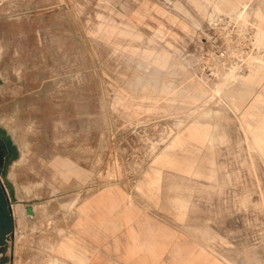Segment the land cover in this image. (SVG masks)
<instances>
[{"label":"rangeland","instance_id":"rangeland-1","mask_svg":"<svg viewBox=\"0 0 264 264\" xmlns=\"http://www.w3.org/2000/svg\"><path fill=\"white\" fill-rule=\"evenodd\" d=\"M0 131V264H70L101 204L264 264V0H0Z\"/></svg>","mask_w":264,"mask_h":264},{"label":"crops","instance_id":"crops-1","mask_svg":"<svg viewBox=\"0 0 264 264\" xmlns=\"http://www.w3.org/2000/svg\"><path fill=\"white\" fill-rule=\"evenodd\" d=\"M82 209L86 211L84 220H71L65 232L69 238L59 243L60 248L64 242L69 244L70 264H173L174 238L171 232L167 236L171 227L158 232L154 223L146 227V223L111 222L109 207L103 204ZM82 209H77V215Z\"/></svg>","mask_w":264,"mask_h":264},{"label":"water","instance_id":"water-1","mask_svg":"<svg viewBox=\"0 0 264 264\" xmlns=\"http://www.w3.org/2000/svg\"><path fill=\"white\" fill-rule=\"evenodd\" d=\"M2 139L5 141L8 140V137L5 133L0 131V167H4L6 169L5 160H6V154H5V144L2 142ZM29 213H33L32 208H28Z\"/></svg>","mask_w":264,"mask_h":264},{"label":"flooded vegetation","instance_id":"flooded-vegetation-1","mask_svg":"<svg viewBox=\"0 0 264 264\" xmlns=\"http://www.w3.org/2000/svg\"><path fill=\"white\" fill-rule=\"evenodd\" d=\"M2 142H4V141L2 140ZM5 146H6V144H5Z\"/></svg>","mask_w":264,"mask_h":264},{"label":"bare ground","instance_id":"bare-ground-1","mask_svg":"<svg viewBox=\"0 0 264 264\" xmlns=\"http://www.w3.org/2000/svg\"><path fill=\"white\" fill-rule=\"evenodd\" d=\"M56 263V262H55ZM57 264V263H56Z\"/></svg>","mask_w":264,"mask_h":264}]
</instances>
